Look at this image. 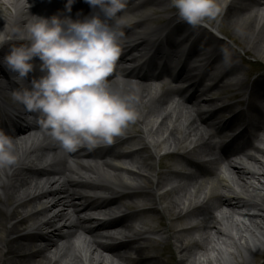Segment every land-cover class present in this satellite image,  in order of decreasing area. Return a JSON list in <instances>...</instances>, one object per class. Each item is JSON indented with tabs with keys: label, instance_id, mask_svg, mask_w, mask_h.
<instances>
[{
	"label": "bare ground",
	"instance_id": "obj_1",
	"mask_svg": "<svg viewBox=\"0 0 264 264\" xmlns=\"http://www.w3.org/2000/svg\"><path fill=\"white\" fill-rule=\"evenodd\" d=\"M238 1L244 4L241 7H236L235 3ZM219 2L222 5V34L241 49L243 55L254 56L256 60L264 64V0H219ZM65 3L66 0H0V36L4 37L3 46H0V57L3 56L7 48L27 42L22 37L25 26L33 19L32 15L48 17L57 14L76 19L85 15L97 14L95 11L99 10V7L90 8L85 0H76L69 6L68 10H65ZM158 3V6H163L161 1ZM251 6H253L252 9ZM130 11L133 12L131 14H134L135 8L132 7ZM176 19L180 20L179 16ZM166 20L170 23L175 22V25L177 24V20L174 21L173 18H166ZM143 24L147 25L144 19L141 18L131 25L139 28ZM120 26L118 33L125 29V27ZM147 30L148 28L145 26L143 31ZM195 33L196 31L193 29L192 34ZM194 41H198V36L195 37ZM131 42L135 44L141 42L139 46H143L145 40L138 35H133ZM181 42H185V39ZM222 45L228 46L232 50V56L236 57L237 55V58L240 57L236 53L237 50L235 51L231 45L223 43ZM192 46L193 43L188 46V50ZM175 48L176 45L170 46L169 53L172 56L176 55ZM201 60V58L198 59V61ZM198 65L199 63L194 66H187V69L179 76V78L187 81V87L184 89L186 92L192 93L196 86L194 78H197L199 73L193 72L197 70ZM120 72L124 77L129 75L128 70L125 68H121ZM12 75L15 76L14 73ZM0 77L5 81V84L2 85L10 88L11 82L6 78V74L0 72ZM118 81L112 83L109 87L122 95L131 97V105L136 117L131 121L135 125H131L130 128L136 126V129L132 132L124 129L123 134L115 138L122 141L121 145L140 144V147L123 154L113 153L112 151L109 153L114 158H128L135 165L134 170H128L123 164L117 166L106 161L94 165L75 166V168H79L78 170H84L102 179V183H88L87 180H83L84 176L70 173L72 170L70 171L64 165L63 160H59L61 158L57 153H54L49 160L42 161L39 164L41 155L33 156V154L44 153L40 150L41 147L49 145L43 143L45 142L43 135H40L39 138H29L27 136L25 139L12 140L13 151L18 158L9 167L0 169V264H49L53 258L58 256L65 258L64 264H155L153 262L158 259L159 251L153 254L150 251L158 243L155 240L150 241L151 239L141 237L144 234H156L157 228L161 226L160 231L163 230L161 240H163L164 245L168 241L167 233L174 234V243L170 246L181 255L177 264H219L220 262L232 264V261L233 264H248L247 259L242 258L240 254H233V251L229 253V251L232 248L236 251L249 250L252 257L263 252L256 246H254V250L249 249L250 247L246 246V241L254 242L258 241L259 237L264 238V124L256 126L254 135L260 141L262 150L259 147H251L254 150L253 155L247 154L244 159L239 160V165L232 168L231 171L229 170L231 164L227 156L222 155V159L218 163L214 159L215 155L212 147L206 141L211 138L210 132L213 129L208 130L209 125L202 120L199 111L194 108L196 104H190V101H186L187 98H182L179 95L176 100H164V96L168 92L163 85L162 90L156 92L149 85L137 84L132 86L124 80ZM235 83L237 85L235 91L245 90L248 93L247 101L249 102L255 94L256 88L263 91L260 95V102L262 108H264V82H261L260 79H254L251 82L240 79ZM15 87L20 89L19 86ZM209 90L210 88L207 93ZM203 98L204 96H201L196 101ZM210 100L208 106L218 101L215 98ZM152 103L158 106L159 111L151 107ZM168 103L170 104L168 105ZM162 106H165V108L160 110ZM219 109H221V106L215 108L214 111ZM238 114L239 112L232 114L231 118L236 119ZM148 118L151 120H148ZM152 119L153 123L151 124ZM231 125L232 120L225 121L222 124L225 128H229ZM11 130L14 133V130ZM244 132L242 130L238 131L235 138H242ZM128 135L130 137H126ZM202 146L208 149V152L205 153L211 157L212 163H217L216 166L217 168L220 167V170L218 171L215 168L212 172H207L201 163H193V160L188 159L184 160L186 165L195 169L196 176L204 180L209 177L211 180H200L199 182L198 179L195 180L198 177L186 176L189 187L185 189L170 187L167 191L169 197L163 196L159 189L162 185L167 184V180L162 176L158 178V173L155 172L152 164L147 162L157 158L155 150L160 148V150L174 153V151L179 150V147H185L182 149L184 151L188 148L194 150ZM145 150H149L150 154L148 156L142 155ZM70 153L74 155L73 152ZM96 154V151L90 149L86 153V155ZM198 154L201 153L198 152ZM174 155L180 159L184 157V154L174 153ZM28 158L31 161H27ZM38 167L42 168L39 169ZM57 167L59 168L56 171L50 170ZM67 170L69 171L65 175L67 179L62 178V175L55 179L56 175ZM45 172L51 173L52 176L46 174L43 179L37 177ZM167 173L182 174L178 170H169ZM124 174L128 175L129 178L128 176L122 178ZM160 175L162 174L160 173ZM72 177L76 178L70 179ZM124 184L131 186L128 187ZM211 185L213 189L210 191H213L210 194L214 196L217 187L220 190L227 191L226 197L228 198L217 197L221 205H224L223 201H230L234 203V206H229L223 210L218 209L217 213L207 215V219H204L205 221L201 225L208 231L203 230L204 237L201 242H195L191 238L182 239L179 233H186L188 230L186 228L177 229V222H180L181 217H183L182 220L185 216L186 218L194 217V213L190 214V211L185 210L191 204L204 205L208 195L204 193V190L210 189ZM119 189H127L128 192ZM83 190H106L112 195L115 194V196L100 201L85 195ZM231 195L233 196L230 197ZM72 198L76 200L72 201ZM143 201L148 202L151 208H142L145 203L140 204V202ZM6 203L9 204L7 209H5ZM246 206L257 207L258 215L254 217L237 215L235 217L232 214L233 211L232 213L229 212L233 208L238 209ZM80 207L86 208L84 212H87L90 216L87 220H84L88 224L95 222L92 217H95L98 210L110 211L112 208H117L121 214L114 221L95 222L97 230H94L83 226V222L76 214L77 209ZM141 212H158L156 227L146 223L144 224L146 228H134L133 225L126 223L135 218L136 215L133 216L132 214ZM196 213L205 214L201 209L197 210ZM39 216L42 218H39ZM31 220H36L35 224L37 225L33 228L34 230L39 229L44 224H48L50 228L52 227L47 235L42 236L41 242L44 246L33 242L23 245L19 243L20 235L15 237L19 234V229L22 228L24 223ZM213 221L216 222V229L211 226ZM29 226H33V223ZM148 227L154 229L152 231L154 233L149 232ZM114 228L119 230V232L114 233L116 235H102L105 230ZM99 231H103V233L99 234L98 238L110 239L111 241H105L104 244L94 241L93 237ZM233 231L236 233L234 236H232ZM80 233L84 234L88 240H85ZM165 235L166 238H164ZM71 236H74V240H76L72 244L74 256L73 254L63 256L61 250L57 249L56 244L54 245L51 237H60V241H68ZM33 237L34 235L28 237V239ZM142 240H144L142 246H134L135 242ZM116 241L118 242L112 244ZM241 241L244 242L241 244ZM194 246H196L195 249H202L201 251L204 254L195 252ZM46 249L48 250L44 251ZM120 251L132 252L133 257L120 254ZM50 252L54 253L51 254ZM100 252L111 253L115 259L105 258ZM54 264L62 263L55 262Z\"/></svg>",
	"mask_w": 264,
	"mask_h": 264
},
{
	"label": "clouds",
	"instance_id": "obj_2",
	"mask_svg": "<svg viewBox=\"0 0 264 264\" xmlns=\"http://www.w3.org/2000/svg\"><path fill=\"white\" fill-rule=\"evenodd\" d=\"M73 0H66L65 10ZM101 14L73 19L52 14L32 15L25 26L26 44L11 46L0 65L28 87L13 96L66 152L110 144L123 134L136 113L131 97L109 87L107 77L120 54L119 33L107 22L124 7V0H85ZM180 19L197 25L221 11L219 0H171ZM4 37L0 36V46ZM35 58V59H34ZM38 70V76L29 73ZM12 139L0 131V169L16 160Z\"/></svg>",
	"mask_w": 264,
	"mask_h": 264
},
{
	"label": "rangeland",
	"instance_id": "obj_3",
	"mask_svg": "<svg viewBox=\"0 0 264 264\" xmlns=\"http://www.w3.org/2000/svg\"><path fill=\"white\" fill-rule=\"evenodd\" d=\"M245 59L247 60H251L253 61V59L251 57H245ZM249 61V62H251ZM223 96L222 93H220L218 95V97H221ZM231 102H234L232 100H230ZM245 107V106H244ZM222 115V112L220 113ZM226 118H227V115H224ZM222 118V117H221ZM233 234H236L234 231H233ZM162 236V235H161ZM182 239H184V237L182 235H180ZM172 237V236H171ZM170 237V238H171ZM159 241L158 244H160V241L161 240H157ZM253 241V240H252ZM244 241H241V244L243 243ZM174 243V238L172 240V242L170 243L169 241L166 242V244L163 246H158L157 249L159 251L160 254H158V259L157 260H154L153 263H157V264H177V261L181 258V255L178 254V252H175L172 247L170 246V244ZM246 246H248L249 249L251 250H254V246L258 247V248H261V250L263 249V252H260L258 255L256 256H253L250 254V251L249 250H239V251H236V250H232L230 251L232 253L233 251V254H240L242 256V258H245L247 259V262L248 264H259V261L264 259V248L263 245H264V240H261L260 238L258 239V241H254V242H249V241H246ZM160 247H162V249H159ZM157 252V250H156ZM229 252V253H230ZM204 254V253H203ZM216 264V263H215ZM219 264H223V262H220ZM226 264V263H224ZM230 264V263H228ZM232 264H233V261H232ZM264 264V263H263Z\"/></svg>",
	"mask_w": 264,
	"mask_h": 264
}]
</instances>
